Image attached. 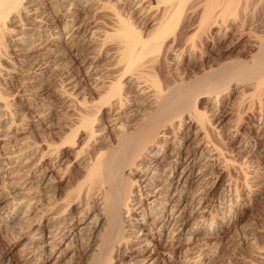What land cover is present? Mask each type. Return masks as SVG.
Listing matches in <instances>:
<instances>
[{
    "label": "bare ground",
    "instance_id": "obj_1",
    "mask_svg": "<svg viewBox=\"0 0 264 264\" xmlns=\"http://www.w3.org/2000/svg\"><path fill=\"white\" fill-rule=\"evenodd\" d=\"M263 101L264 0H0V264H217L250 203L220 132L260 113L249 162Z\"/></svg>",
    "mask_w": 264,
    "mask_h": 264
},
{
    "label": "rangeland",
    "instance_id": "obj_2",
    "mask_svg": "<svg viewBox=\"0 0 264 264\" xmlns=\"http://www.w3.org/2000/svg\"><path fill=\"white\" fill-rule=\"evenodd\" d=\"M229 39H230V37H226V39L224 38L221 41V40L216 38L215 40L218 44L214 40V47H210L207 50L209 52V53L207 52L209 54V57L211 56L210 57V59L212 61L211 63L216 64V62L219 61V59H221L222 57H228V55H229V57H232V56L243 57L244 55L246 56V54H245L246 50H245V48H243L244 47L243 42L235 41L233 39H230L231 40L230 41ZM228 41H230L231 44ZM235 43H237V45ZM226 44L229 45V47ZM226 46L228 48H226ZM238 49H240V51ZM9 50H11V48ZM225 54H228V55H225ZM178 65L180 66L181 62H179ZM190 69H188L189 72L187 71L189 74L191 73ZM233 85L234 84H232L229 87L232 90L229 89L227 96L223 97V99H224L223 102L225 105L226 104H227V106L229 105L228 107L234 106L236 104L235 102L239 101L241 99V96H242V92H241V90H239L240 87L236 86V87H238V89H237L236 87H234L235 85L234 86ZM233 88H235V89H233ZM238 92L241 93V95L238 94ZM230 100L231 101L233 100V102H231ZM230 105H232V106H230ZM261 106H262V104H261ZM262 109L264 110V101H263ZM262 109L260 112L263 111ZM249 114L250 113H248V112H245V115L242 114L240 117L241 119L239 121L240 123L238 122L237 126H236V123L234 124V120L231 121V123L233 122L232 123L233 127L236 129L238 128L237 130L233 128L235 131L232 129L233 130V132H232V130H227V128L226 129L224 128L220 132V134H222V135H220L221 139L222 140L225 139L224 141H221V143L222 144L225 143L223 146H224V148L226 147V149H225L226 152L230 151L229 154L227 153L228 154L227 156L230 159L229 162H232L234 164L233 165L231 163H227L225 166L223 165L224 168L222 167L220 170L221 182L224 183V182H228L230 180V182H228V183L231 184L232 188L234 186L239 185L240 187H237L239 194H241L244 197V199H246L247 201L249 200L250 203H249L247 209H245V214H244L243 219L239 223L240 227L238 226L239 227L238 231L236 233H234L231 237L224 240L221 244H219L218 245L219 247L217 246L215 248L216 250L214 249V252H213L214 253V259H215V262H217V264H245V263L246 264H262V253L261 252H262V246H264V225H263L264 224V188H263L264 184L262 185V181L257 180V178H253L252 176H249L248 174H253V173H258V174L261 173L262 174L263 163H261V162H263L262 161L263 160L262 159V151L264 152V146L262 148H260V147L262 145H264V138L261 139V141H260V146L258 148V150L259 149L260 150L258 151V155L254 156L253 159H251L248 162V158L245 155H243L244 152L240 151V148L242 147L241 144H242L243 139H245V137H248L254 133L253 132L254 128L258 125L259 120H260V118H259L260 113L259 112H256V114L253 115V117H252V115H249ZM242 116H243V118H242ZM24 131H27V128L24 129ZM238 131H239V133H237ZM228 133L230 134V136H228L229 135ZM231 136H232V138H231ZM235 146H237V147L235 148ZM241 155L243 156V158H241L242 157ZM257 156H260L261 160H260V158H257ZM246 159H247V161L245 163V161H243V160H246ZM231 160H233V161H231ZM253 160L255 161V163ZM245 164H247V166ZM231 165H233V167H231ZM261 166H262V168H261ZM257 167H259V168H257ZM225 169H226V171H225ZM255 169H257L258 172ZM259 170H261V171H259ZM230 174H231V176H230ZM225 175H227V177L229 179L228 178L224 179ZM70 177H67V178L71 182V179L73 180V178H72V176H70ZM244 177H246L247 179ZM244 179L246 181L248 180L249 182L247 181V183H249L251 186L257 187L256 188L257 192L255 195L251 194L252 190L248 191L246 189L247 184H245L246 186L244 185V183L246 182V181L244 182ZM63 182H59V186L62 188L65 187V185H67V183H65V182L63 183ZM259 184L261 187L257 186ZM240 191H242V192H240ZM246 193H248V194H246ZM248 195L250 197H248ZM241 223L244 225L243 227H242ZM251 230H253V231H251ZM252 244H254V245H252ZM258 257H260V258H258Z\"/></svg>",
    "mask_w": 264,
    "mask_h": 264
}]
</instances>
